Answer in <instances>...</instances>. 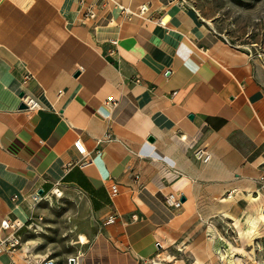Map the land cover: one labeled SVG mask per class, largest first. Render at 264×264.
<instances>
[{"label":"crops","instance_id":"1","mask_svg":"<svg viewBox=\"0 0 264 264\" xmlns=\"http://www.w3.org/2000/svg\"><path fill=\"white\" fill-rule=\"evenodd\" d=\"M25 94L40 109L20 108ZM263 161L264 54L226 41L190 0H0V224L26 221L31 196L59 188L98 227L75 252L28 240L0 264H147L173 244L206 264L213 240L230 238L215 218L241 224ZM11 232L0 226V239Z\"/></svg>","mask_w":264,"mask_h":264},{"label":"rangeland","instance_id":"2","mask_svg":"<svg viewBox=\"0 0 264 264\" xmlns=\"http://www.w3.org/2000/svg\"><path fill=\"white\" fill-rule=\"evenodd\" d=\"M190 2L199 15L226 41L242 46L252 54L256 48L264 51V0H190ZM261 167L262 174L256 180L253 195L251 193L247 195L253 202L248 224L240 228L246 224L251 213L252 204L246 198L240 201L242 206L239 214L240 225L235 224L236 217L233 221L228 218L231 215L216 217L219 225L214 230L220 235V232L226 233L230 238L227 242L217 237L216 243L213 240L212 244L217 253L210 259H203L206 264H264V163ZM59 190L61 196L50 193L35 205V210L27 218V223L17 231L20 239L16 249L25 246L28 240H33L37 250L75 252L76 244L73 242L79 240V235L85 237L86 241L97 233L98 227L84 200L75 192L64 193L62 189ZM229 223L232 228L228 226ZM210 237L214 238L213 235ZM239 240L244 246L240 245ZM255 240L257 246L254 250H251V247L247 248L251 250L250 252L246 251L245 244ZM182 248L183 246L178 248L175 244L161 248L158 250L159 259H165L171 264L179 258L183 259L185 264H193L195 259L189 253H185V249L181 250Z\"/></svg>","mask_w":264,"mask_h":264},{"label":"built area","instance_id":"3","mask_svg":"<svg viewBox=\"0 0 264 264\" xmlns=\"http://www.w3.org/2000/svg\"><path fill=\"white\" fill-rule=\"evenodd\" d=\"M119 8L128 13L129 10L128 8H125L123 6H119ZM147 9L146 5H141L139 7V15H142ZM86 16L89 17H93L94 14L88 10L85 13ZM264 54L263 50H259V49H255V52L252 54L249 51V55H255L258 57H261ZM134 81L138 82L139 78L136 77L134 79ZM22 102L25 104V107L29 110H38L40 109V105L37 99H35L34 97L30 96V95H22L21 97ZM74 147L75 149L78 151V153L82 154L84 156L83 161L79 164L80 166H86L88 164H90L92 162L91 158L88 156V153L86 151V147L84 146V144L81 142V140L77 139L74 142ZM195 157L197 160L202 161V162H208L210 160V154L206 151L205 148H199L196 150L195 152ZM138 176L136 175V178ZM113 189H115L114 186H112ZM55 189H59V188H55ZM54 189V190H55ZM55 194V193H53ZM57 195V194H56ZM48 195H43V194H37L35 193L34 195L31 196V200L33 202V205L35 206L37 203H39L40 201L44 200ZM58 196V195H57ZM164 203L166 206L168 207H179L181 205V202L178 198H176L174 195L169 194L166 195L164 197ZM28 221V219L24 222H19L18 219H5L1 222L0 226L3 229H11L13 232H11V234H9L5 239H0V253L4 252V251H12L14 250L18 245H19V236L17 235V230H19V228H21L24 224H26ZM16 231V232H15ZM159 248L161 249L163 248L161 245H158ZM160 254L157 253L155 254L153 257L146 259V263L147 264H168V261H166L165 259H159ZM29 264H56L54 258H52L50 255H45L43 257H37L33 260L29 261ZM67 264H77L76 258L75 257H71L68 258L67 260Z\"/></svg>","mask_w":264,"mask_h":264},{"label":"bare ground","instance_id":"4","mask_svg":"<svg viewBox=\"0 0 264 264\" xmlns=\"http://www.w3.org/2000/svg\"><path fill=\"white\" fill-rule=\"evenodd\" d=\"M53 193L57 194L58 196H61L62 193L59 189H55L53 190ZM80 240L84 243L85 242V237H83L82 235L80 236ZM170 258V256H168Z\"/></svg>","mask_w":264,"mask_h":264},{"label":"water","instance_id":"5","mask_svg":"<svg viewBox=\"0 0 264 264\" xmlns=\"http://www.w3.org/2000/svg\"><path fill=\"white\" fill-rule=\"evenodd\" d=\"M20 108H25V104H21L20 105ZM147 140L148 141H153V137L152 136H149L148 138H147ZM41 194V193H40Z\"/></svg>","mask_w":264,"mask_h":264}]
</instances>
